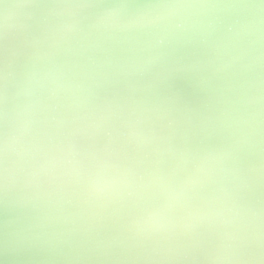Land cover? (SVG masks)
<instances>
[{"label":"clouds","instance_id":"obj_1","mask_svg":"<svg viewBox=\"0 0 264 264\" xmlns=\"http://www.w3.org/2000/svg\"><path fill=\"white\" fill-rule=\"evenodd\" d=\"M0 216L12 264H264V0H0Z\"/></svg>","mask_w":264,"mask_h":264},{"label":"water","instance_id":"obj_2","mask_svg":"<svg viewBox=\"0 0 264 264\" xmlns=\"http://www.w3.org/2000/svg\"><path fill=\"white\" fill-rule=\"evenodd\" d=\"M104 2V0H101ZM132 3L143 2V0H129ZM186 91H190L187 86H185ZM0 223H2V216H0ZM0 264H12V262L8 261L3 252V231L2 227H0Z\"/></svg>","mask_w":264,"mask_h":264},{"label":"snow or ice","instance_id":"obj_3","mask_svg":"<svg viewBox=\"0 0 264 264\" xmlns=\"http://www.w3.org/2000/svg\"><path fill=\"white\" fill-rule=\"evenodd\" d=\"M156 222H157V221H156L155 219L152 221L153 224H155Z\"/></svg>","mask_w":264,"mask_h":264}]
</instances>
